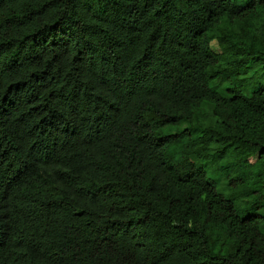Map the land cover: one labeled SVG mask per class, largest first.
<instances>
[{
	"label": "trees",
	"instance_id": "trees-1",
	"mask_svg": "<svg viewBox=\"0 0 264 264\" xmlns=\"http://www.w3.org/2000/svg\"><path fill=\"white\" fill-rule=\"evenodd\" d=\"M257 69L264 0H0V264H264Z\"/></svg>",
	"mask_w": 264,
	"mask_h": 264
},
{
	"label": "rangeland",
	"instance_id": "rangeland-1",
	"mask_svg": "<svg viewBox=\"0 0 264 264\" xmlns=\"http://www.w3.org/2000/svg\"><path fill=\"white\" fill-rule=\"evenodd\" d=\"M218 48H219L218 44L214 43V49L217 51ZM249 77L250 78L252 77L253 83L255 84L256 87H258L264 80V73H262L260 69H257V71H252ZM182 127H185V125H183ZM256 159H257L256 157H252L251 161L255 162ZM209 176L211 179L216 181L218 191L221 194L225 195L228 198H232L233 192L229 190L227 186V181L221 171L212 170Z\"/></svg>",
	"mask_w": 264,
	"mask_h": 264
}]
</instances>
